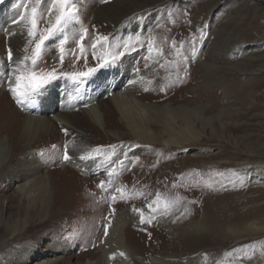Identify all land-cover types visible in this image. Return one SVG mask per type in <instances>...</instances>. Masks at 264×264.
Instances as JSON below:
<instances>
[{
  "label": "rangeland",
  "instance_id": "rangeland-1",
  "mask_svg": "<svg viewBox=\"0 0 264 264\" xmlns=\"http://www.w3.org/2000/svg\"><path fill=\"white\" fill-rule=\"evenodd\" d=\"M144 1L146 2V0H75L74 19L65 26L63 34L58 33L57 37L46 42L42 58L33 67L30 60L23 64L21 61L25 56L32 55L35 41L39 39L42 30L55 22L54 15H50L48 12L51 0H43L38 6L37 35L29 37L27 35L29 27L27 20L20 21L15 24L17 40H14V43L12 42L13 38L9 37L10 32L7 27L24 13L25 5L30 13L31 8L35 5V0H0V103L6 100L10 101L11 106L18 110V116L24 111L36 113L39 112L36 108L43 105L45 95L48 94L50 100H53L58 108L63 105L60 109L61 112L65 114L75 112L76 122H78L73 123L74 129L68 126L55 129L54 135L50 139L46 140L36 136L33 140L32 149L43 161L42 170H50L56 177L61 176V162L64 160L65 151L75 153V155L94 152L92 156L102 158L98 162L96 170H92L95 172L88 173L89 175L81 180V183L79 182L78 188L70 189L67 196L65 194L68 200L65 203L64 213L58 215L51 223L34 229L30 236L42 248L56 238L57 245L65 249L59 264H84L88 260L95 264H117L115 261H119L121 250L113 247L110 243L104 250L98 249L97 239L108 215L130 207L134 211L138 209L139 212H142L144 222L141 223L140 214L132 216L125 226L126 233L132 234L135 243H140L139 245L145 246V249H163L169 246V241L180 240L182 242L185 238H205L207 243L202 247V251L220 255L219 264L221 262L222 264H249L246 260L251 256L264 255V234L258 230H242L241 228L236 229L235 233L224 231L222 235L213 234L202 205H200V198H205L209 193L211 197L213 196L214 190L208 188L213 184L222 193L225 191L224 194H226L230 190V185L238 182L237 190L244 192L247 194L246 196H249V193H253L254 196L249 200L245 199L246 206L243 213L241 212L242 214H239V211L243 208L237 210L236 218L230 217L232 218L229 220L231 225L238 228L244 224L242 221L245 219V222L249 223L253 218L252 215L261 214L258 217L264 215V175L260 178L251 176L235 165L231 166L233 170L231 176H227L223 171L217 174V171L214 170L221 159L227 161L229 157H234L232 162L236 161V158L241 160L244 157L243 150H257L259 145L264 143V92H261L264 85V69L251 78L259 84L250 92V95L244 87H237L232 94L224 96L219 94L220 104L216 109L210 108L209 97L205 99L201 97L197 100L195 93L221 89V83L215 80L196 87L192 81H189V77L195 71L199 76V60L209 53V42L213 37L211 31L218 19L216 15L226 14L228 7L231 6L233 9L237 7L239 10L242 9V22L238 30L242 33L243 41H246L248 46L245 45L243 49L237 47L240 51L234 47L229 56L236 59L234 60L236 62L240 58L246 59L252 53L253 58L247 59L252 60L256 65L259 64V53L252 45L260 43L264 48V0H238L235 4L232 3V0H211V2L217 3L211 7L209 6L210 0H159L152 6L137 10L145 3ZM187 10L190 14L185 24L191 23L196 26V23L203 22L205 23L203 32H208V34L193 33L191 40H187L189 38L187 33L176 34L174 29L176 26L184 24L180 17ZM197 10L202 13L200 19L196 18ZM130 11V14L125 15ZM83 29H87V34L82 41L84 52L81 54L77 41L80 40ZM64 35L68 36V42L64 45L65 58L61 64L58 42L59 39L64 38ZM98 36L109 39L106 42H99L96 49H93L92 43ZM125 44L128 45L127 48L124 47ZM249 46L252 48L249 49ZM9 50L13 55L11 62L8 61L7 56ZM134 51H137L139 55L137 65L140 66L144 62L145 68L151 67L153 70L144 88L149 103L163 105L168 102H176V104L193 105L203 101L204 104H207L208 113L222 109V121L226 130L238 135L246 133L249 138H244V142H250V145L247 144L249 147H244L240 140L234 141L225 138L219 140L214 135H210L207 141L203 142L201 148L196 145L187 149L144 145V148L131 153V157L127 158V154L123 158L127 160L113 161L110 156L114 149L132 144L131 136L119 140L91 118L85 116L84 112L75 110L93 102L98 103L103 110H106L104 102L108 97V85H105L106 89L96 95L95 90L89 88L91 81L97 77L105 78L109 70L123 56ZM94 52L97 58H94ZM121 52H124L125 55L120 56ZM102 55L109 60L113 55L119 58L115 63L98 68L82 83L77 84L71 78L66 77L52 81L35 98L33 104L18 105L9 91L10 84L8 82L15 80V76L19 72H45L53 68L58 70V74L59 72H84L89 68H95ZM76 56L80 58L76 59ZM51 62L52 64H50ZM236 75L239 79L248 77L246 72L237 71ZM111 88L110 90H112ZM250 100H254V104ZM232 102H235V105H232ZM114 111H110V114L106 116L108 126L122 122L119 114ZM213 123L215 127L219 126L217 120H213ZM11 129V125H1L2 137H7L12 131ZM122 132L128 134L127 129ZM207 132L211 133L209 129ZM134 143L138 142L134 141ZM197 151L204 154L203 158L185 165L193 168L200 167V171L193 174H197L196 176L189 174L179 177L173 186V176L168 178L161 176L166 168L172 166L174 161L184 156L193 157V153ZM70 165L69 171L75 169L73 164ZM182 166L179 164L175 167L174 165L176 170L181 169ZM220 175L222 181H219L217 185L218 182L215 178ZM202 179H207L204 188H201ZM101 181L104 182L103 187L99 186ZM157 184L164 185L165 189L163 187L159 189ZM186 191L190 192V196H187ZM15 193V183L11 178L0 181V197L3 199L4 208L8 205L9 199L16 196ZM82 193L83 195H81ZM184 200H187L190 206L194 208L196 206L194 219L201 220L202 225L189 227L183 232L178 230L176 234L168 232L159 224L160 219L166 211L172 210L176 205L186 204L187 202ZM15 210L16 208L13 207L14 213ZM184 220L185 217H182L179 221L183 222ZM149 221L151 222L149 223ZM174 222L177 223V220ZM226 222L228 220L224 221V223ZM174 226L176 227L175 224ZM214 238L223 239H218L220 241L216 243ZM187 252L189 253V251Z\"/></svg>",
  "mask_w": 264,
  "mask_h": 264
},
{
  "label": "bare ground",
  "instance_id": "bare-ground-1",
  "mask_svg": "<svg viewBox=\"0 0 264 264\" xmlns=\"http://www.w3.org/2000/svg\"><path fill=\"white\" fill-rule=\"evenodd\" d=\"M157 1L159 0H146L140 7L138 6L137 10L152 6ZM237 1L232 0V3L235 4ZM214 4L215 2L210 0L209 6L211 7ZM227 11L226 14L219 13L216 15L218 19L211 31L213 37L209 42V53L206 57L199 60V76H197L198 73L195 71L190 74V80L188 79L196 87L206 85L215 80L221 83V89L217 88L205 93H195V99L197 98V100L201 99V97L204 99L209 97L211 109H216L219 106V94H223V96L232 94L237 87L246 88L247 92H249L248 95H250V92L259 84L251 80V78L259 74L261 69H264V48L261 47L260 43L252 45L259 53L258 65L250 60L253 58L252 53L250 54L251 56L247 57L250 59L240 58L236 62L234 61L236 59H232L229 56L230 51L234 47L243 49L245 45H248L246 41H243L242 33L238 30L242 22V9L240 8L239 10L238 7L233 9L231 6L228 7ZM130 13L131 11L125 15ZM189 14L190 12L187 10L180 17L181 22L184 24L175 27L174 31L176 34L187 33L189 35L187 40L192 37L193 33L198 35L208 34V32H203L205 27L203 22L196 23V26L191 25V23L185 24L188 21ZM196 14V18L200 19L202 13L197 10ZM7 28L10 32L9 37L13 38L12 42L14 43V40H17L15 24L12 23ZM179 38L181 37L179 36ZM188 42L190 43L191 41ZM250 48L252 47L249 46ZM138 56L137 51L123 56L109 70L105 78L97 77L91 81L89 88L95 90L96 95L106 89L105 85H108V97L104 102L106 110H103L98 103L94 102L75 110L84 112L85 116L91 118L100 127L107 130L108 133L119 138V140L123 137L131 136L132 144L122 145L114 149L112 156H110L113 161L121 162L122 160H127L123 159L127 154V158L131 157V153L144 148V145H158L179 149H187L196 145L201 148L203 142L207 141L210 135H214L219 140L221 138L234 141L240 140L244 147H249L250 142H244V138H249L246 133L238 135L226 130L222 121V109H217L214 113H208L207 104H204L203 101L201 103L196 102L193 105L187 103L176 104V102H168L163 105L149 103V98L145 96L144 88L153 70L151 67L145 68L144 62L138 66ZM237 71L246 72L248 77L239 79L236 75ZM130 80L134 81V83L129 84ZM11 83L14 84L15 80L11 81ZM262 88L261 92H264V85ZM250 102L254 104V100H250ZM231 104L235 105V102ZM62 106L60 105L58 108L47 94L43 105H39L36 108L39 112L24 111L18 116V110L16 107L11 106L10 101L6 100L0 103V127L5 124L12 126V131L9 132L7 137H2L0 133V181L11 178L15 183L16 192V196L9 199L5 208L3 207V199L0 197V264H59L62 261L65 249L57 245L56 238L42 248L41 246L39 247L34 238H31L30 234L34 229L51 223L58 215L64 213L65 203L68 200L66 196L70 189H76L79 186V182L89 175L88 173L95 172L92 170H96L98 162L102 159L92 156L94 152L86 155H79L78 153L75 155V153L69 152L68 155L71 160L67 162L63 160L61 162V176L56 177L50 170H42V158L38 157L32 149V142L36 136L47 140L54 135L55 129L64 126L73 127L74 129L73 125L78 123L75 118L76 114L74 115L75 112L65 114L60 110ZM110 111L118 113L122 121L119 124H114V128L106 123V116L110 114ZM213 120L219 122L218 127L214 126ZM124 129L128 130V134L122 132ZM207 129L211 133L207 132ZM134 141L138 143H134ZM247 144L249 145L247 146ZM77 150L79 149L77 148ZM243 154V159L238 160L236 158L234 162H232L234 157H229L227 161L221 159L220 163H218L219 165L214 167V170L217 171V174L223 171L227 176H231L233 172L231 166L235 165L251 176L260 178L264 175V143L260 144L257 150H243ZM202 155L204 156L200 151H197L193 153V157L184 156L174 161L172 166L166 168L161 176L163 178L173 176V186L177 178L189 174L193 175L200 171V167L193 168L185 165L192 164V161L203 158ZM81 156H91L93 158L81 160ZM70 164L75 166V169H73L75 171H69ZM179 164L185 167L182 166L181 169L176 170L175 167ZM132 167L134 166L132 165ZM192 170L195 172L191 173L190 171ZM215 180L218 185L219 181H222L221 175L217 176ZM201 181V188H204L207 179H202ZM238 184V182L232 183L230 190L226 194H224L225 191L222 193L213 184L212 187H208L214 190L213 196L211 197L209 193L205 198H200V205H202L212 233L216 235H222L224 231L235 233L241 228L242 230H258L264 234V215L258 217L261 214L258 216L256 214L252 215L253 218L249 223L245 222L246 219L243 220L242 223L244 224L241 227L237 228V226L231 225L229 220L237 217V210L243 208L239 211V214L243 213L246 206L245 199L249 200L254 196L253 193H249V196H246L247 194L237 190ZM157 187L161 189L162 187L164 188V185L160 186L157 184ZM215 192L217 193L216 197ZM219 192L220 194H218ZM186 194L190 196V192L186 191ZM184 201L187 202V200ZM13 207L16 208L15 213L12 211ZM195 209L196 206L194 208L188 202L176 205L175 208L164 213L159 224L168 232L174 234L178 233V230L183 232L189 227H199L202 225V221L197 218L194 219ZM224 211L227 214L229 213V215L225 214ZM141 213L128 207L108 215L97 239V248L104 250L107 244L110 243L113 247L121 250L123 255H119V261H115L117 264H219L220 255L202 251V247L207 243L205 238H185L182 242L180 240L177 242L169 241V246L163 249L148 250L145 249V246L139 245L140 243L136 244V241L132 239V234L126 233L125 226L132 216L141 215ZM182 217H185V220L180 222L179 220ZM174 220H177V223ZM227 220L228 222L224 223ZM105 225L108 226L107 236L104 234ZM218 239L223 238H214L216 243L220 241ZM182 250L183 252L180 253ZM246 261L249 264H264V255H253ZM84 264H95V262L88 260Z\"/></svg>",
  "mask_w": 264,
  "mask_h": 264
},
{
  "label": "snow or ice",
  "instance_id": "snow-or-ice-1",
  "mask_svg": "<svg viewBox=\"0 0 264 264\" xmlns=\"http://www.w3.org/2000/svg\"><path fill=\"white\" fill-rule=\"evenodd\" d=\"M43 2V0H35V5L31 8L30 13L25 5V11L19 17V19H14L13 24H17L20 21L27 20L29 27L27 28V35L29 37H35L38 32V6ZM75 0H51V7L48 8V12L50 15H54V23H51L49 27L42 30L39 35V39L35 41V46L32 49V55L25 56L24 60L21 61L23 64L25 61L30 60L33 67L38 64V61L42 58V53L44 46L47 41L51 40L53 37H57V34H63L65 31V26L74 19V8ZM87 34V29L82 30V34L80 40L77 41L78 46L80 47L81 54L84 52V47L82 41L85 39ZM108 37L98 36L97 39L92 43V48L96 49L97 44L101 41H108ZM68 42V36L64 35L63 39H59L58 42V50L60 52V62L63 64L65 58V48L64 45ZM125 48L128 47L127 44L124 45ZM75 55V53H73ZM120 56L125 55L124 52L119 54ZM8 61L11 62L13 59L12 51H8ZM94 58L95 52L93 54ZM79 59V56L75 57ZM119 57L113 55L111 60L106 59L103 55L99 58L100 62L96 65L95 68H89L84 72H72V73H64L59 72L56 68L51 69L50 71L45 72H36V71H28V72H19L15 76V83L12 84L9 81V91L12 93L13 98L15 99L18 105L24 104H33L35 103V98L44 91L46 86L50 84L52 81L57 80L60 77L71 78L75 83H82L84 79L90 77L93 73L96 72L98 68H104L111 63H115ZM19 71V70H18ZM134 83V81H129V84ZM91 156H81V160L92 159ZM64 161H70L71 157L68 155L67 151H65L63 156ZM104 182H100V187H103ZM117 191H120L117 189ZM136 211H139L138 209ZM143 216L141 215V223H143ZM151 221H149L150 223ZM105 236L108 235V226L105 225ZM123 255V253H121Z\"/></svg>",
  "mask_w": 264,
  "mask_h": 264
}]
</instances>
